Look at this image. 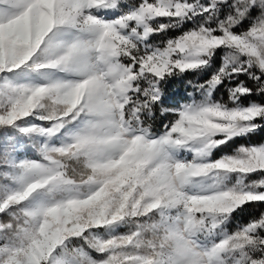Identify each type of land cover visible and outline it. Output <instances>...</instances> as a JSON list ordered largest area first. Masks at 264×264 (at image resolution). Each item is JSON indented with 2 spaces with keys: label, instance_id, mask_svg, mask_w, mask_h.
<instances>
[{
  "label": "snow or ice",
  "instance_id": "obj_1",
  "mask_svg": "<svg viewBox=\"0 0 264 264\" xmlns=\"http://www.w3.org/2000/svg\"><path fill=\"white\" fill-rule=\"evenodd\" d=\"M85 5L89 11L123 3L0 0V27L41 14L49 21L23 59H16L19 42L7 36L0 42V57L4 62L12 59L13 69H18L58 25L86 26L95 33V39L68 45L64 55L50 65L81 64L85 78L58 87L78 100L84 91L89 109L104 115L112 132L133 137L121 140L117 135L95 150L116 153L119 163L141 182L142 194L149 199L164 195L170 203H179L185 213L193 205L199 206L196 216L202 218L207 231L215 230L237 209L244 213L249 205L264 204V143L240 144L232 154L207 163L172 160L169 156V149L195 141L199 144L196 157H202L219 145L235 144L237 137L264 131V0H136L120 7L121 14L110 22L92 14L87 18L79 15ZM158 37L169 38L154 43ZM47 42L51 46V41ZM90 54H94L95 62H89ZM196 76L199 79L191 78ZM101 96L107 97V103ZM20 103L17 100L7 114H0V125H13L27 115L20 112L17 116ZM153 125L157 131L163 130L158 138L150 136ZM84 140L89 142L88 137ZM20 167L24 169L19 178L21 189L0 204L26 200L46 185L59 187L52 170L44 165L32 162ZM209 173L218 178L215 191L191 195L184 191L193 177ZM228 174L236 175L235 183L221 189L219 179ZM251 174L259 179L250 180ZM97 195L94 191L88 199ZM81 202L68 197L40 205L33 213L38 218L48 216ZM120 219L117 213L112 222ZM90 223L103 226L99 221ZM88 229V224L65 228L46 239L38 253L41 239L27 229L21 236L9 223L0 227V264H49L58 245ZM44 233L42 228L41 235ZM139 235L92 241L91 246L104 258L95 260L81 252L76 264H158L140 254ZM24 240L28 241L26 247ZM129 247L137 250L135 255L126 250ZM206 264H264V211L210 247Z\"/></svg>",
  "mask_w": 264,
  "mask_h": 264
},
{
  "label": "trees",
  "instance_id": "obj_2",
  "mask_svg": "<svg viewBox=\"0 0 264 264\" xmlns=\"http://www.w3.org/2000/svg\"><path fill=\"white\" fill-rule=\"evenodd\" d=\"M45 17L42 24H34L29 26L24 24L23 20H18L11 26L0 27V42L4 41L7 36L9 39L18 41L20 55L16 59H23L29 48H31L38 38H40L48 24ZM173 34L175 33V30ZM53 31L49 34L47 40L51 41L49 46L47 40L42 46L36 48L27 64L18 69H13V60L7 62L0 57V75L6 71L10 79L7 82L0 80V114H7L13 107V104L25 97L23 87L13 80V77L22 71L30 70L36 77L35 83H29V87L34 89L39 86V81H53L46 83L43 94L35 101L34 105L29 107L24 117L20 118L13 125H0V200L10 195L13 191L20 190L22 184L20 176L24 174V169L20 167L23 163H30L33 158L45 159L46 153L44 143L49 137V129L51 127L60 126V131L64 133L71 129L79 119L82 118L85 110H89L88 103L78 117L75 116V108L70 101L59 100L57 94L59 92L58 77L55 74V66H50L56 61V55L59 47L54 44L52 39ZM169 37H158L154 43L162 42L163 39ZM223 53H221V57ZM39 65V67H36ZM199 79L198 76L191 77ZM57 80V81H56ZM82 97H85L82 91ZM223 97V93H221ZM226 99V97H224ZM86 101V99H85ZM20 105V104H19ZM72 111L69 112V110ZM34 112H39L41 119H37ZM19 116V114L17 115ZM73 129V128H72ZM151 133L162 134L163 130H156L153 125ZM236 143L231 141L225 145H219L210 150L204 158L198 162H213L225 155L232 154L236 147L240 144H260L264 143V131L253 133L250 136L237 137ZM55 155L58 160L63 163V174L74 180H85L94 177L102 182L100 189L107 195L109 208L101 210L98 204L102 202V196L97 195L95 199H81V203L60 209L51 215L44 216V219L34 215L33 209L37 206L33 198L30 196L23 201H10L7 204H0V227H7L9 223L14 226L16 232L23 236L24 230L27 229L33 236L37 238L44 236L38 252L41 251L43 242L51 238L57 233H62L65 228L76 227V225L88 224L91 229L86 230L80 237H72L67 239L63 244L58 245L53 254L63 264H76L77 254L85 253L90 258L100 260L104 258V254L96 251L91 246V242L95 240L116 239L120 236L139 233V241L142 245L140 254L147 255L158 264H167L161 257L160 253H164V258L171 257V249L178 251L182 256L192 261L193 258L187 250V245L172 232V214L175 209H182L179 203H170L169 199L161 195L163 199L158 206L145 207L144 199L148 198L142 194L140 181L130 175L131 170L121 164L109 165L104 161L90 163L85 156L74 155L66 150H62L58 145L54 146ZM7 173L5 176L4 174ZM209 180L212 184H216L218 178L214 173H209ZM249 179H259L255 174H251ZM132 180V184L126 186L122 191L121 185L125 181ZM236 175L228 174L227 177L219 179L221 189L225 186L232 187L235 183ZM88 188V187H86ZM44 190L45 195H54V202L67 198L64 190L56 189L49 192V187L44 186L40 189ZM88 190V189H86ZM120 190V191H118ZM149 199V198H148ZM88 202L84 203L83 201ZM166 201L167 206L164 210L162 202ZM51 204V203H50ZM195 208L199 206L195 205ZM264 211V204L255 207L249 205L244 213H240L237 209L234 213L229 214L218 226L217 230L225 238L227 234L234 233L239 227L245 225L252 217L258 216ZM120 213L122 219L112 222L113 215ZM91 221H99L103 226H96ZM198 220V218H197ZM45 229L44 235H41V229ZM15 235V232L13 233ZM218 240V241H219ZM217 241V242H218ZM25 247L28 241L24 240ZM132 254H136V249L129 247L126 249ZM70 258H74L71 260ZM50 257L49 264H53Z\"/></svg>",
  "mask_w": 264,
  "mask_h": 264
},
{
  "label": "rangeland",
  "instance_id": "obj_3",
  "mask_svg": "<svg viewBox=\"0 0 264 264\" xmlns=\"http://www.w3.org/2000/svg\"><path fill=\"white\" fill-rule=\"evenodd\" d=\"M46 3H53L54 0H45ZM123 5L120 7L126 8L128 4L136 3V0H122ZM120 7H114L112 9H95L87 11V5L85 8L81 10L79 15L87 18L88 15H95L98 19L104 20L106 22H110L117 18L120 14ZM45 16L41 14L39 17H29L25 16L21 20L29 26L34 24H42ZM40 32H44L41 30ZM52 39L54 44L59 47V52L56 55V60L60 59L67 48L68 45L77 42H87L95 39V33L89 31L86 26L80 25H58L53 29ZM89 62H95L94 54H90ZM83 70V65L69 63L65 64L61 62L59 65L55 66V74L58 77L61 83L58 85L67 84L69 82L80 81L85 78L81 71ZM102 75V73H101ZM10 79L9 74L4 71L0 75V80L4 83ZM13 80L21 87H23V94L25 95L22 103L17 107L16 114L18 115L20 112H27L28 108L33 106L35 101H37L40 96L43 94L46 83L53 81H39V86L37 88L29 87V83H35L37 81L36 77L31 73L30 70L22 71L19 74L13 77ZM57 81V80H56ZM39 89H43L42 91ZM82 94V92H81ZM57 98L63 101H70L73 104V108H75V116L78 117L80 112L84 110L87 100L85 101V97L80 95V99L78 100L75 95H69L67 91H65L62 87L59 88V92L57 94ZM104 103H107V97L101 96L100 98ZM81 100H84V103L81 104ZM72 109L69 110V112ZM35 117L40 118L41 116L34 112ZM73 128V129H72ZM68 131L62 133L60 131V126L51 127L49 129V137L46 139L44 143V150L46 153L45 159L33 158L30 163H38L44 165L45 168L51 169V175L56 179L59 184L58 188H52L50 185H46L49 187V192H54L56 189L64 190L65 194L68 197H77L81 199H88V196L92 192L100 193L102 196V202L98 204V207L101 210H106L109 208V204L107 203L108 198L107 195L103 193L104 190L100 189L102 182L97 180L94 177H90L85 180H74L73 178L63 174V163L57 159L54 154L55 149L54 146L58 145L63 151L66 150L74 155L85 156L90 163H95L97 161H104L109 165H117L120 164V157L111 151H96L95 149L98 147L105 146L109 144L114 138L119 135L121 140H132L133 137L118 134L116 132H112L111 128L108 125V121L106 117L102 114L95 112L94 110H85L82 118L74 124V126ZM123 129V126H122ZM126 131V129H123ZM161 134H154L150 132V136L153 138H158ZM85 137L89 138V142L84 140ZM199 147L198 142H189L188 145L180 148L169 149V156L172 160L179 161H192L197 160L200 161L202 157H196V149ZM115 161V163H113ZM132 180L125 181L120 190L122 191L126 186L131 185ZM134 185V184H132ZM88 187V188H86ZM88 189V190H86ZM118 190V191H120ZM216 189L213 187L212 182L209 180V175H202L199 177H193L191 181L185 185L184 191L191 194H208ZM31 197L34 202L37 203V206L47 205L54 201V195H45L44 190H36ZM162 197H156L155 199H144V206L152 207L159 206L161 204ZM164 210L166 209L167 202H162ZM187 208V205H184ZM200 210L199 208H195L193 205L188 209V212H184V208L175 209L172 214V223L171 229L172 232L175 233L181 241H183L187 245V250L192 256L193 260L189 261L186 257L182 256L178 251L171 249V257L164 258V253H160L163 261L165 260L167 264H175L176 261H180L181 264H206L208 260V251L210 247H212L222 235L218 232L217 228L212 231H207V229L201 224V217L196 216V212ZM39 218L44 219V216H40ZM198 218V220H197ZM44 236H40L38 238L43 241ZM39 247L37 248L38 252ZM39 253V252H38ZM51 258L53 261L58 260V258L52 254ZM74 260V258H70Z\"/></svg>",
  "mask_w": 264,
  "mask_h": 264
}]
</instances>
